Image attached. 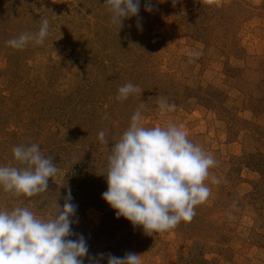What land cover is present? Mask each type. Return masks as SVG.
Wrapping results in <instances>:
<instances>
[{"label":"rangeland","instance_id":"obj_1","mask_svg":"<svg viewBox=\"0 0 264 264\" xmlns=\"http://www.w3.org/2000/svg\"><path fill=\"white\" fill-rule=\"evenodd\" d=\"M152 5L146 12L141 0L119 29L104 0H0V165L19 167L12 148L37 143L57 167L44 193L0 190V208L27 205L51 218L70 190L72 231L89 256L105 254L100 264L130 252L141 264H264V0ZM42 19L44 46H6ZM129 82L140 93L118 101ZM162 100L174 108L162 114ZM138 108L145 127L174 122L216 161L194 218L153 236L102 199L109 148Z\"/></svg>","mask_w":264,"mask_h":264},{"label":"clouds","instance_id":"obj_2","mask_svg":"<svg viewBox=\"0 0 264 264\" xmlns=\"http://www.w3.org/2000/svg\"><path fill=\"white\" fill-rule=\"evenodd\" d=\"M178 0H173V6ZM207 5L214 0H203ZM111 13V23L119 29L125 19L138 17L141 0H104ZM144 10L153 11L152 0H144ZM137 27L142 25L137 22ZM50 36V24L42 19L37 32L22 33L6 41V46L22 50L44 46ZM138 85L129 82L119 87L120 102L140 93ZM161 113L174 108L160 101ZM142 109L131 117L119 140L111 143L102 130L101 144L109 148L106 174L107 191L102 199L115 210L116 218H125L134 227H142L148 236L163 234L181 222L191 221L196 207L206 203L211 189L205 181L215 167L214 157L192 142L183 127L174 122L164 127H145ZM12 164L0 165V190L15 197H33L49 190V179L57 173L51 157H46L37 143L12 148ZM213 183H220L214 179ZM61 208L58 202L51 218L38 217L30 208H0V264H100L104 258L89 256V246L81 234L72 231L77 206L69 190ZM76 236L75 239H72ZM141 256L127 253L124 257L107 254V264H141Z\"/></svg>","mask_w":264,"mask_h":264}]
</instances>
